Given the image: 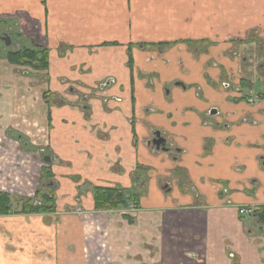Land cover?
Listing matches in <instances>:
<instances>
[{
  "label": "crops",
  "instance_id": "0c3cea01",
  "mask_svg": "<svg viewBox=\"0 0 264 264\" xmlns=\"http://www.w3.org/2000/svg\"><path fill=\"white\" fill-rule=\"evenodd\" d=\"M2 15L49 60L36 79L0 52V154L49 152L59 193L51 215H0V264H264V223L238 213L264 205V85L252 102L237 85L264 0H0ZM91 185L139 207L94 211Z\"/></svg>",
  "mask_w": 264,
  "mask_h": 264
},
{
  "label": "rangeland",
  "instance_id": "374dc122",
  "mask_svg": "<svg viewBox=\"0 0 264 264\" xmlns=\"http://www.w3.org/2000/svg\"><path fill=\"white\" fill-rule=\"evenodd\" d=\"M17 21L18 20H16V18H13L8 15L0 16V52H3L4 54L7 50H15L16 48H18L17 47L18 43L20 44V41L22 40V38H20V36L16 34V31H19V25ZM11 32L12 34H10ZM10 35H12L13 37V43H11L10 46L2 45L3 40L6 37H10ZM258 42H260V45H257ZM239 45H244L243 47H241L242 49L239 50L238 52L239 57H243V56L246 57L245 58L246 61L240 60V65H241L240 72L241 74L243 72H246L247 75L243 74L241 83L239 82L237 85L238 87L242 88L246 84L250 83V81L252 80L253 81L252 83L253 92L254 94H257L259 91L263 89V85H264V76L261 73L262 70L264 71V64H263L264 63V39L258 37L255 31H252L250 34H248L247 41L246 40L239 41L238 46ZM250 60H252V63H249ZM247 63H248V66H247ZM257 64L259 65L263 64V65L261 68H259V67H255ZM153 91H154V88H153ZM172 98H173V93H172ZM150 105H151V108H156L154 101H153V104H150ZM27 141L25 140L24 145L28 143ZM36 152L37 153H35L33 156L34 157L33 160H28L24 157H18V158L9 157L5 155L6 154L5 152L3 154H0V190H3L2 188H6L9 191H15V192H21V193L28 191V192H31V195L34 194L35 192L34 190L38 186H39L38 188L41 189V191L44 190L42 189L43 188L42 185H38L41 168L43 167L42 166L43 161H41V154H39V150H37ZM44 153H46V151H44ZM136 175L138 177H141L140 173ZM178 175L179 173L178 171H176L175 176H178ZM71 178L74 179L75 184L79 183L77 176H72ZM147 180H148V184L152 181V179L148 175H147ZM28 181H30L31 184H29ZM179 184L182 186H186V183L184 181H180ZM58 193L59 192L55 191V194L58 195ZM168 193H171V192H168ZM79 194H83L80 188H79ZM56 200H57V197H56ZM58 200L60 201V199ZM161 203L164 204L166 203V201L162 200ZM141 206L145 207L144 205H141ZM66 208L68 210V207ZM118 209L121 210L122 208H118ZM126 213H129V212H126ZM90 232H93V231H90ZM96 233H93V234L89 233L88 235L89 237H93V236L96 237ZM103 247L104 246H102L101 249ZM93 248L89 247L88 249L87 247L88 252L86 253V258L91 254V250H93ZM98 249H99V246H98ZM105 249L106 247L103 248L104 252L100 255V256H103L104 258L107 256Z\"/></svg>",
  "mask_w": 264,
  "mask_h": 264
},
{
  "label": "trees",
  "instance_id": "16d2710c",
  "mask_svg": "<svg viewBox=\"0 0 264 264\" xmlns=\"http://www.w3.org/2000/svg\"><path fill=\"white\" fill-rule=\"evenodd\" d=\"M5 55L8 61L15 65L29 66L32 69L41 71L46 70L48 67V50L43 44H22L18 49L7 50ZM53 177L54 173L51 171L50 166L42 167L38 185H42L44 190L41 191L38 186L31 197H14L7 192L0 191V215H30L34 213L51 215L55 213L57 208L55 194L57 183H55ZM91 186L94 211L104 212L118 208H128L129 201H137L138 199L137 195L131 194L130 196L126 189L119 186ZM125 215L129 221L132 220L130 216ZM257 217L261 222H264V205L257 212Z\"/></svg>",
  "mask_w": 264,
  "mask_h": 264
},
{
  "label": "flooded vegetation",
  "instance_id": "af4514ba",
  "mask_svg": "<svg viewBox=\"0 0 264 264\" xmlns=\"http://www.w3.org/2000/svg\"><path fill=\"white\" fill-rule=\"evenodd\" d=\"M19 31H20V28H19ZM19 31H16V34H18V36H21V33L19 32ZM252 31H255L256 32V30L254 29V30H251L249 33H247V34H245L246 36L241 40V41H244V40H246L247 41V38H248V34H250ZM257 33V32H256ZM10 34H12V32L10 33ZM6 40L8 41V44H6ZM19 40V39H18ZM11 43H13V37H12V35H10V37H6V39H4L3 40V44L2 45H5V46H10L11 45ZM31 43H36L35 41H33L32 40V42H29L28 43V45H31ZM39 44V43H38ZM22 45V43L20 42V44L18 43V48L20 47ZM257 45H260V42H258V44ZM18 48H16V49H18ZM6 53V52H5ZM6 55L4 54V57H5ZM6 58V57H5ZM7 59V58H6ZM8 60V59H7ZM249 63H252V60H250L249 61ZM12 64V63H11ZM264 64V63H263ZM263 64H261V65H259V64H257L256 65V67H258V66H260L259 68H261L262 67V65ZM15 65V64H14ZM16 66H22V65H16ZM247 66H248V63H247ZM25 68H27V69H30L32 72H33V74H34V76H35V78L36 79H39V78H41V74L45 71V70H43V71H41V70H36V69H32L31 67H29V66H24ZM23 67V68H24ZM47 70V69H46ZM263 72L264 71H261V73L263 74ZM243 78V77H242ZM241 78V79H242ZM241 79H240V83H241ZM253 81L251 82L250 81V83H248V84H246L245 86H243L242 88L241 87H239V89H240V91L241 92H245L244 93V95L242 96L243 98H249L247 101H249V102H252L253 101V99L251 98V97H245L246 96V94H249L250 92L251 93H253V89H252V86H253ZM254 94V93H253ZM258 94H259V92H258ZM254 95H256V94H254ZM156 133H159V137H161V134H160V132L159 131H156V132H154L153 133V136H151L152 137V139H151V141H150V144L153 146V147H155V145H153V143H152V141H153V139L155 138L154 136H155V134ZM163 140H164V138L163 137H161ZM24 141L22 140V143H23ZM164 145H165V140H164ZM163 148H165L164 146L162 147V148H160V149H163ZM154 149H156V147L154 148ZM39 150V154H41V161H43V167H45V166H50V168H51V164H52V155L50 154V153H44V150H42V149H38ZM157 150H159V149H157ZM41 152V153H40ZM52 171V170H51ZM128 192H129V195L131 196V194L132 195H137L138 197H139V193H137V192H134L133 190H131V189H126ZM0 191H2V190H0ZM11 195V194H10ZM34 195V194H33ZM13 196V195H12ZM131 204H133V205H131ZM263 206V205H262ZM139 206H138V199H137V201H129V206H128V208H129V210L131 209V210H133L132 208H138ZM260 207L261 206H256V207H250V206H239V208H238V213L243 217V218H245V219H250V218H254V219H256V220H258L259 222H261L259 219H257L258 217H257V212L259 211V209H260ZM111 211H116V210H108V211H104V212H111ZM97 212H103V211H97ZM103 212V213H104ZM126 214V213H125ZM261 223H264V222H261ZM233 254H230V257H232L233 258Z\"/></svg>",
  "mask_w": 264,
  "mask_h": 264
},
{
  "label": "water",
  "instance_id": "95a60500",
  "mask_svg": "<svg viewBox=\"0 0 264 264\" xmlns=\"http://www.w3.org/2000/svg\"><path fill=\"white\" fill-rule=\"evenodd\" d=\"M6 44H8L7 40H6ZM154 137L155 138L152 141L153 145H155L156 149L162 148L164 146V140L161 137H159V133H156Z\"/></svg>",
  "mask_w": 264,
  "mask_h": 264
}]
</instances>
